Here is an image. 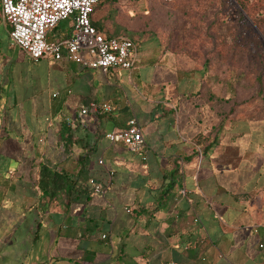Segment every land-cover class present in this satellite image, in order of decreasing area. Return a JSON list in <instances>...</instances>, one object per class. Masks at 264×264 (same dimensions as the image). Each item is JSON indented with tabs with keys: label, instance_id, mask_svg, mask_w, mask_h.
I'll return each mask as SVG.
<instances>
[{
	"label": "crops",
	"instance_id": "1",
	"mask_svg": "<svg viewBox=\"0 0 264 264\" xmlns=\"http://www.w3.org/2000/svg\"><path fill=\"white\" fill-rule=\"evenodd\" d=\"M149 2L108 0L91 16L107 35L136 34L134 69L108 74L35 62L0 6V264H264V112L228 114L214 82L136 30ZM116 5L123 16H109ZM132 119L139 151L105 138ZM42 165L65 187L43 191Z\"/></svg>",
	"mask_w": 264,
	"mask_h": 264
},
{
	"label": "rangeland",
	"instance_id": "2",
	"mask_svg": "<svg viewBox=\"0 0 264 264\" xmlns=\"http://www.w3.org/2000/svg\"><path fill=\"white\" fill-rule=\"evenodd\" d=\"M103 7L96 16L106 12ZM107 12L124 15L118 5ZM134 16H141L133 22L136 30L158 36L166 50L189 62L192 72L201 71L215 83L216 92L226 94L228 114L241 118L262 115L264 6L254 3L249 14L240 15L233 0H150L137 6ZM123 29L135 38L133 30ZM138 46L141 49L143 44Z\"/></svg>",
	"mask_w": 264,
	"mask_h": 264
},
{
	"label": "built area",
	"instance_id": "3",
	"mask_svg": "<svg viewBox=\"0 0 264 264\" xmlns=\"http://www.w3.org/2000/svg\"><path fill=\"white\" fill-rule=\"evenodd\" d=\"M103 0H0L4 22L10 26L12 43L35 62L48 59L58 62L64 58L87 68L110 71L132 70L138 60V47L129 36L107 35L93 24L92 15ZM74 18L72 34L63 41L50 42L49 33L63 21ZM94 108L113 111L110 104ZM86 115L88 109L81 110ZM105 138L139 151L144 138L139 123L132 119L125 130L108 132ZM94 190L102 192L103 188ZM182 193H186L182 190ZM129 211V208H126ZM105 237V236H104Z\"/></svg>",
	"mask_w": 264,
	"mask_h": 264
},
{
	"label": "trees",
	"instance_id": "4",
	"mask_svg": "<svg viewBox=\"0 0 264 264\" xmlns=\"http://www.w3.org/2000/svg\"><path fill=\"white\" fill-rule=\"evenodd\" d=\"M103 1L95 8L94 14L92 16H95L97 10L99 9ZM233 1L235 2V7L237 8V12L240 15H242L243 12L249 14V12L252 11L254 3L264 6V0H233ZM258 78H260V76ZM40 176H41L40 187L41 189H43V191L47 190V187L50 182H52L54 190L62 189L65 187L64 175L60 174L58 171L51 170L46 165H42Z\"/></svg>",
	"mask_w": 264,
	"mask_h": 264
}]
</instances>
